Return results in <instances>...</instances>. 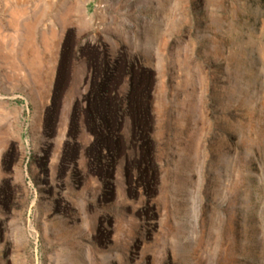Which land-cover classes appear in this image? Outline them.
<instances>
[{"label": "rangeland", "instance_id": "obj_1", "mask_svg": "<svg viewBox=\"0 0 264 264\" xmlns=\"http://www.w3.org/2000/svg\"><path fill=\"white\" fill-rule=\"evenodd\" d=\"M0 264H264V0H0Z\"/></svg>", "mask_w": 264, "mask_h": 264}]
</instances>
